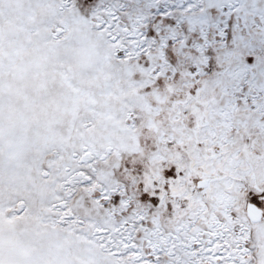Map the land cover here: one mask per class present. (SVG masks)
Returning <instances> with one entry per match:
<instances>
[{
  "label": "snow or ice",
  "instance_id": "1",
  "mask_svg": "<svg viewBox=\"0 0 264 264\" xmlns=\"http://www.w3.org/2000/svg\"><path fill=\"white\" fill-rule=\"evenodd\" d=\"M0 264H264V0H0Z\"/></svg>",
  "mask_w": 264,
  "mask_h": 264
}]
</instances>
